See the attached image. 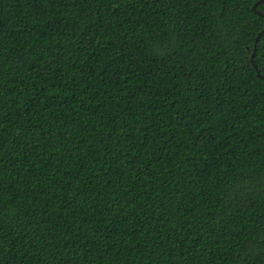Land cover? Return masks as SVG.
I'll use <instances>...</instances> for the list:
<instances>
[{"label": "trees", "instance_id": "16d2710c", "mask_svg": "<svg viewBox=\"0 0 264 264\" xmlns=\"http://www.w3.org/2000/svg\"><path fill=\"white\" fill-rule=\"evenodd\" d=\"M257 1L0 0V264H264Z\"/></svg>", "mask_w": 264, "mask_h": 264}, {"label": "water", "instance_id": "95a60500", "mask_svg": "<svg viewBox=\"0 0 264 264\" xmlns=\"http://www.w3.org/2000/svg\"><path fill=\"white\" fill-rule=\"evenodd\" d=\"M264 0H258L253 6H252V11L257 13L258 15L262 16L264 18V15L257 11L256 7L257 5H259L261 2H263ZM264 32V28L258 33V35L256 36L255 40H254V47H253V51L251 53V56H250V61H251V64L253 65L255 71H256V74L262 79L264 80V77H262L259 73V71L257 70V66L255 65L254 63V60H253V57H254V53H255V50H256V43L257 41L260 39L261 35L263 34Z\"/></svg>", "mask_w": 264, "mask_h": 264}]
</instances>
